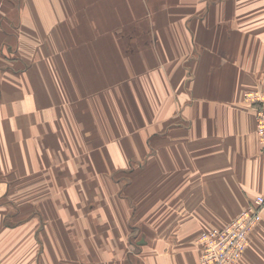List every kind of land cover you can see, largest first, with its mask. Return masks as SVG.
Segmentation results:
<instances>
[{
    "label": "crops",
    "instance_id": "1",
    "mask_svg": "<svg viewBox=\"0 0 264 264\" xmlns=\"http://www.w3.org/2000/svg\"><path fill=\"white\" fill-rule=\"evenodd\" d=\"M5 1L0 264H201L199 233L226 225L264 195L258 104L245 96L249 89L264 92V29L225 43L220 23L231 14L210 8L187 17L169 8L216 0H24L18 7ZM146 20L151 25L140 27ZM127 51L131 59L141 53L136 66L143 67L140 89L150 101L145 114L160 119L126 127L146 133L142 151L132 142L121 148V129L111 125L118 140L109 144V161L162 164L161 173L132 187L129 199L104 182L91 189L77 184L78 165L88 169L106 158L105 140L92 155L88 138L107 130L104 115L121 114L124 84L115 76L113 86L107 68H131L117 56ZM154 100L162 104L151 108ZM85 118L95 127L83 126ZM160 134L161 145L153 141ZM80 150L87 161L76 156ZM128 174L135 186L139 173ZM262 214L236 264H264V207Z\"/></svg>",
    "mask_w": 264,
    "mask_h": 264
},
{
    "label": "rangeland",
    "instance_id": "2",
    "mask_svg": "<svg viewBox=\"0 0 264 264\" xmlns=\"http://www.w3.org/2000/svg\"><path fill=\"white\" fill-rule=\"evenodd\" d=\"M1 1H5V0H0ZM24 0H6L5 2H9L11 3L13 6L16 5L21 6V3ZM218 1L217 4H210L207 3L206 1H204L203 3H197L194 5L188 4L187 3H177V2H172V4L169 5V8L171 10H173L176 13H182L185 14L187 17L192 16L193 14H198V13H202V12H207L208 10H211L210 8H213V10H216L220 13H229L232 15V18H229L228 20L222 21L220 24H226L225 28V36H226V40L225 43H227V40L229 39V43L232 42H243V40L245 39L244 35H252L253 31L257 32L259 29H264V0H216ZM228 1V3H227ZM149 2L146 4H142L140 3V6L143 5H148ZM23 6V5H22ZM76 10H78L76 8ZM144 12V9L141 8V13ZM140 27H148L151 25V22L146 20L143 22H140ZM38 39H40V37H37ZM255 38H258L257 36H255ZM43 42H49V37H43ZM127 40L125 39L124 44H127ZM42 45V42H39V46ZM44 43H43V47H44ZM98 54V53H97ZM106 54V53H105ZM123 56V59L128 61L129 64H131V68H125V69H120L119 67H108L107 68V77L109 79V81L113 82L111 84H113V86L115 85V76H117L120 81H123V88H122V94H123V98L120 101L121 105H122V111L120 115H113L111 117L104 115L102 117V123L106 125V129L105 131H101V136L97 139H94L95 134L98 132H91V136L88 138L91 142H89L90 149L92 151V155L94 154V149L97 147H101L102 143L105 142L107 143V147L105 146V155L106 158L104 157V155L102 154L101 158L104 160H99L97 161L95 164H92L88 169H87V164L83 163L78 165L79 168L81 169V173L80 176L82 178H78L79 182L77 183L78 185H80L81 187L84 185L85 188L87 189H91V188H97L98 185L101 183H106L107 187L110 188H117L118 191L121 192L122 197L125 199H129L127 195H130L131 189L132 187H137V185H140L142 183H145L146 181L144 180L147 179L148 177H152L153 173H161L162 172V164H154L152 166H150L149 168L145 167V163L143 162H137V161H133L132 163L124 166V165H119L117 163L114 162H110V158H111V153L114 148L110 147L109 144L118 140V138L115 137V133L113 132H109L108 130L111 129V125H117L121 131L119 133H117V135H120L122 137V139L120 140V147L121 148H126V146L132 142V144H136L137 147L140 148V151L143 150V148L141 146H145V135L146 133L142 132H130L129 130L126 129V127H130L132 125L134 126H139V128H144L149 124L150 119L155 120V119H160V117L156 114L154 115H146V111L147 108L149 106V102H146L143 100V93L140 89L141 87H145L146 84L142 82L141 80V72L143 71V67L142 68H138L136 66V63H140L142 60V56L141 53H135L132 56L131 59V53L130 52H123V53H117V56L121 55ZM107 59L108 60H112L114 59V53H107ZM131 59V60H130ZM93 70V69H92ZM130 73H132V76H129ZM110 84V86H112ZM109 86V87H110ZM134 88L135 90H133L132 92L130 91V88ZM247 100H249V102H251L252 104L255 105V103H257L258 105L256 106V114H255V119H256V135H257V139L259 141V143L261 145L262 141L258 135L257 132V124H258V108L259 105L261 104V102L264 100V92L258 90L257 88L255 89H249L247 92ZM132 95V96H131ZM246 96V95H245ZM132 97V99L130 98ZM137 98V100H136ZM76 102V104L81 103L78 102V100H74ZM73 101V102H74ZM154 104V105H153ZM162 104V100H154L153 103L151 104V108H156L159 107V105ZM79 107V106H77ZM132 108L133 114H130L129 112V108ZM135 107H137V109L135 110ZM127 109V110H126ZM131 111V110H130ZM136 111L138 112L136 114ZM111 118V121H110ZM84 121H82V125L85 124L86 127L89 128V126L91 128L95 127L94 125V121L91 118H85ZM84 126V125H83ZM86 128V129H88ZM87 134V132H86ZM144 135V138H143ZM132 137V140H130V138ZM99 139L101 140V145H99ZM161 139H162V135H155L153 137V141L157 142L160 141L161 145ZM264 147V146H263ZM136 148L134 147V150ZM115 155V153H113ZM135 153H133V155H135ZM141 155V153H139ZM76 156H80L81 159H83L84 161H87V156L88 153L85 150V153L82 152V150L78 151V154L76 153ZM90 158V155H89ZM91 161V158H90ZM115 161L117 162L118 159H115ZM124 162V161H123ZM85 167V170H82V166ZM123 166V167H122ZM124 168V169H120V168ZM92 170H99L102 171V175L98 176L100 178H93L92 176H90V172ZM151 172L150 176H142V173L145 172ZM129 172H134V174L137 175V173H139L140 178L138 180H134L135 182V186H131L130 185V181L128 178V173ZM143 177V178H142ZM261 196L264 195H258L255 197L259 198ZM253 199V201L255 200ZM130 201L132 202V200L130 199ZM252 203V202H251ZM250 203V204H251ZM249 204V205H250ZM248 205V206H249ZM247 206V207H248ZM246 207V208H247ZM264 207V206H263ZM262 207V209H263ZM245 208V209H246ZM243 209V210H245ZM262 209H261V214H262ZM242 210V211H243ZM241 211V212H242ZM240 212V213H241ZM238 213L236 215V217L240 214ZM235 217V218H236ZM234 218V219H235ZM262 219H263V214H262ZM262 221V220H261ZM260 221V222H261ZM231 222V221H230ZM259 222V223H260ZM258 223V224H259ZM257 226V225H256ZM210 230V229H206L203 230L201 233H199V235L197 236V238L205 231ZM196 238V240H197ZM197 243V242H196ZM139 244V243H138ZM200 259V258H199ZM201 263V261H200Z\"/></svg>",
    "mask_w": 264,
    "mask_h": 264
},
{
    "label": "built area",
    "instance_id": "3",
    "mask_svg": "<svg viewBox=\"0 0 264 264\" xmlns=\"http://www.w3.org/2000/svg\"><path fill=\"white\" fill-rule=\"evenodd\" d=\"M257 125L264 146V100L258 108ZM263 206L264 196H261L231 222L203 232L196 240L201 264H236L248 248L251 231L262 220Z\"/></svg>",
    "mask_w": 264,
    "mask_h": 264
}]
</instances>
